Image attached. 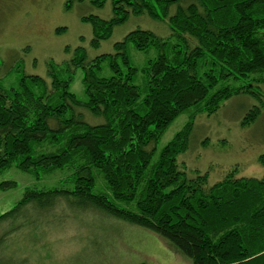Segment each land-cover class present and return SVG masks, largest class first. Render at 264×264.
Returning <instances> with one entry per match:
<instances>
[{"label":"trees","instance_id":"trees-1","mask_svg":"<svg viewBox=\"0 0 264 264\" xmlns=\"http://www.w3.org/2000/svg\"><path fill=\"white\" fill-rule=\"evenodd\" d=\"M90 1L99 8L106 2ZM72 6L70 0L66 9ZM112 14L109 20L83 18L92 25L93 48L131 17L164 22L170 36L136 30L115 44L114 54L92 61L78 47L69 62L48 64L49 84L23 75L18 63L17 86L0 84V175L16 167L39 182L68 173L59 187L27 189L0 215V229L7 228L0 249L32 218L65 203L75 212L95 211L147 230L193 264H264V177L238 178L234 170L209 187L208 174L189 178L178 162L198 116H214L235 96H260L264 0H112ZM130 46L157 57L138 69ZM106 67L109 77L103 76ZM79 70L85 100L71 91ZM139 75L143 90L135 85ZM83 112L103 123H88ZM185 113L188 122L158 153L166 131ZM260 115L261 108L251 109L242 125ZM259 163L264 168V154ZM15 187L3 182L0 191ZM0 264H7L2 249Z\"/></svg>","mask_w":264,"mask_h":264},{"label":"rangeland","instance_id":"rangeland-1","mask_svg":"<svg viewBox=\"0 0 264 264\" xmlns=\"http://www.w3.org/2000/svg\"><path fill=\"white\" fill-rule=\"evenodd\" d=\"M69 1L0 0V84L3 88L17 86L22 73L13 70L18 63L23 67V75L41 77L49 84L48 64L69 62L78 47L85 48L88 60L92 61L101 55L114 54L115 44L133 31H148L161 38L171 33L164 22L147 16L131 17L115 28L109 40L93 48L92 25L83 18L96 16L109 20L113 15L112 0H106L100 8L90 0L83 3L73 0L72 9L68 11ZM174 12L173 9L172 14ZM128 55L138 69L157 57L154 50L143 53L133 46L129 47ZM110 75L106 67L103 76ZM82 79L83 73L79 70L71 86L79 100L86 99ZM144 83L139 75L135 85L143 90ZM256 88L260 96H235L214 116L197 117L189 150L178 159L189 178L208 174L211 187L234 170L238 178L264 177V168L259 163V157L264 154V85ZM253 108H261V115L256 122L244 127L243 119ZM83 115L92 125L103 123L86 112ZM188 120L189 113H185L169 127L157 145L158 153ZM67 176V172H56L38 182L12 167L0 175V184L16 183L15 188L0 191V215L11 211L27 189L56 188ZM98 186L100 190L104 187L101 181ZM27 223L19 236L15 234L11 243L8 238L7 246L1 248L7 264H193L171 243L147 230L95 211L75 212L65 203L50 215L32 218ZM6 233L7 228L0 229V239Z\"/></svg>","mask_w":264,"mask_h":264},{"label":"bare ground","instance_id":"bare-ground-1","mask_svg":"<svg viewBox=\"0 0 264 264\" xmlns=\"http://www.w3.org/2000/svg\"><path fill=\"white\" fill-rule=\"evenodd\" d=\"M85 75V74H84ZM93 192V191H92ZM25 200V199H24Z\"/></svg>","mask_w":264,"mask_h":264}]
</instances>
